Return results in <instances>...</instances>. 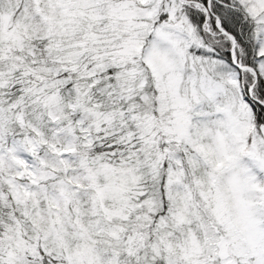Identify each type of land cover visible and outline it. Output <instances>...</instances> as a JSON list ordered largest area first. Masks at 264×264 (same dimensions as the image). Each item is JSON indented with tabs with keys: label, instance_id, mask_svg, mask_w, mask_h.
I'll return each instance as SVG.
<instances>
[{
	"label": "snow or ice",
	"instance_id": "snow-or-ice-1",
	"mask_svg": "<svg viewBox=\"0 0 264 264\" xmlns=\"http://www.w3.org/2000/svg\"><path fill=\"white\" fill-rule=\"evenodd\" d=\"M0 264H264V0H0Z\"/></svg>",
	"mask_w": 264,
	"mask_h": 264
}]
</instances>
